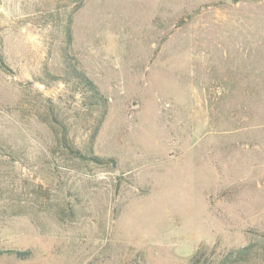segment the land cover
<instances>
[{
  "label": "rangeland",
  "instance_id": "374dc122",
  "mask_svg": "<svg viewBox=\"0 0 264 264\" xmlns=\"http://www.w3.org/2000/svg\"><path fill=\"white\" fill-rule=\"evenodd\" d=\"M68 26L108 99L97 130L60 80ZM249 243L264 252V0H0V264Z\"/></svg>",
  "mask_w": 264,
  "mask_h": 264
},
{
  "label": "trees",
  "instance_id": "16d2710c",
  "mask_svg": "<svg viewBox=\"0 0 264 264\" xmlns=\"http://www.w3.org/2000/svg\"><path fill=\"white\" fill-rule=\"evenodd\" d=\"M72 42L71 29L68 26L64 31L62 43V74L60 80L71 85L74 92L83 97L84 105L88 111L100 112L96 119V130L100 126L108 109V99L105 97L93 80L86 74L85 70L80 67L76 57L69 52ZM61 142L66 148L72 150L77 156L81 153L77 148L69 145L65 136L61 137ZM14 256L17 259H27L29 251L5 250L1 252ZM189 264H264V252L260 253L254 243L245 246L233 248L224 252L216 253L213 248L208 251L206 248H200L189 259Z\"/></svg>",
  "mask_w": 264,
  "mask_h": 264
}]
</instances>
